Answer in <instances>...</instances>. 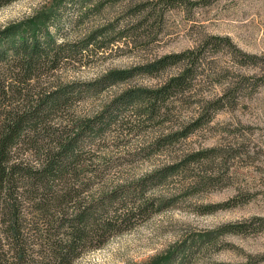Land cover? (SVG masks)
Here are the masks:
<instances>
[{"label": "rangeland", "instance_id": "rangeland-1", "mask_svg": "<svg viewBox=\"0 0 264 264\" xmlns=\"http://www.w3.org/2000/svg\"><path fill=\"white\" fill-rule=\"evenodd\" d=\"M61 1L18 0L0 9V29L47 18ZM140 1L133 0V5ZM115 2L96 0L81 11L80 3L67 1L56 34L76 42L108 24L116 23L119 29L135 25L128 4ZM97 3L101 8L93 7ZM157 8L136 23L142 25L141 40L65 65L51 79L55 86L91 82L109 71L201 48L206 51L202 75L183 105L172 108L165 127L194 116L198 102H214L225 91L232 90L235 102L188 139L149 159L133 155L160 133V121L146 124L132 137L115 128L92 147L90 156L102 158L93 162L101 172L90 194L136 182L195 152H205L213 162L185 169L152 189L147 194L159 201L158 213L86 252L76 264H158L178 250L182 258L189 252L185 264H264V0H162ZM214 37L229 38L237 51L225 45L216 50L210 45ZM180 71L170 68L155 78L136 77L99 95H83L67 115L91 117L121 91L157 88ZM232 225L247 228L233 233L227 230Z\"/></svg>", "mask_w": 264, "mask_h": 264}, {"label": "trees", "instance_id": "trees-1", "mask_svg": "<svg viewBox=\"0 0 264 264\" xmlns=\"http://www.w3.org/2000/svg\"><path fill=\"white\" fill-rule=\"evenodd\" d=\"M16 1L0 0V9ZM67 1L38 22L0 29V264H76L86 252L150 219L160 205L147 193L185 169L213 162L212 157L205 152L188 154L136 182L90 194L101 172L93 162L102 158L90 156L92 147L115 128L120 135L132 137L146 124L160 121V133L133 155L149 159L188 139L226 104L235 102L232 90L225 91L214 102H198L194 116L165 127L172 108L183 105L202 75L206 51L201 48L109 71L91 82L55 86L51 79L65 65L141 40L142 25L136 23L143 21L139 19L145 13L153 16L162 4V0H141L135 5L133 0H116L133 10L130 22L135 25L119 29L116 23L108 24L71 42L56 34ZM72 2L80 3L82 11L96 0ZM93 7L101 8V3ZM211 44L216 50L225 45L237 51L229 38L214 37ZM170 68L181 71L157 88H127L88 118L67 115L83 95H99L136 77L155 78ZM246 228L232 225L227 230L244 233ZM188 253L182 258L181 250L172 252L158 264H185Z\"/></svg>", "mask_w": 264, "mask_h": 264}]
</instances>
